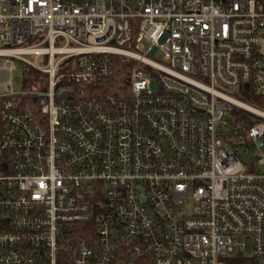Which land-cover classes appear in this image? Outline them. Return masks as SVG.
Masks as SVG:
<instances>
[{
	"label": "built area",
	"instance_id": "obj_1",
	"mask_svg": "<svg viewBox=\"0 0 264 264\" xmlns=\"http://www.w3.org/2000/svg\"><path fill=\"white\" fill-rule=\"evenodd\" d=\"M111 56L127 90L95 97ZM17 63L39 73L20 93ZM244 92L264 97V0H0V264H264ZM231 107L254 118L228 135Z\"/></svg>",
	"mask_w": 264,
	"mask_h": 264
},
{
	"label": "trees",
	"instance_id": "obj_2",
	"mask_svg": "<svg viewBox=\"0 0 264 264\" xmlns=\"http://www.w3.org/2000/svg\"><path fill=\"white\" fill-rule=\"evenodd\" d=\"M111 59L113 61L111 71L106 75L105 79L101 81L100 85L96 87L95 91L92 90L95 97L99 98L103 94L117 96L119 93L118 88L121 86L123 89L125 88V91L127 90V73L130 63L120 56H111ZM22 75L23 88L28 90L31 89L34 81L39 76V73L32 69H23ZM241 99L258 109L264 110V97H258L244 92ZM229 110L234 115L232 123L235 128H240L241 126L248 127L252 123V118H254V116L250 113L235 107H231Z\"/></svg>",
	"mask_w": 264,
	"mask_h": 264
},
{
	"label": "rangeland",
	"instance_id": "obj_3",
	"mask_svg": "<svg viewBox=\"0 0 264 264\" xmlns=\"http://www.w3.org/2000/svg\"><path fill=\"white\" fill-rule=\"evenodd\" d=\"M15 62H17V61H15ZM18 68H19V66L17 63V69L14 70L11 74V88L14 92L20 93V92H23V90H24V88H23V75H22V71ZM150 86H151L153 91L156 90L155 81H151ZM223 122H224V127H222V130L228 135L231 134L230 128H231V123H232V117L229 113L224 114Z\"/></svg>",
	"mask_w": 264,
	"mask_h": 264
},
{
	"label": "water",
	"instance_id": "obj_4",
	"mask_svg": "<svg viewBox=\"0 0 264 264\" xmlns=\"http://www.w3.org/2000/svg\"><path fill=\"white\" fill-rule=\"evenodd\" d=\"M244 90H245V91L248 90V86H247V85H244ZM241 151H242V153H243V161H244L245 163H247L248 160H249V154H250L251 151H252V146L249 145V152H248V153L243 152V149H242Z\"/></svg>",
	"mask_w": 264,
	"mask_h": 264
}]
</instances>
